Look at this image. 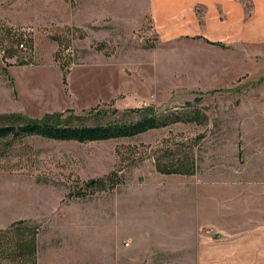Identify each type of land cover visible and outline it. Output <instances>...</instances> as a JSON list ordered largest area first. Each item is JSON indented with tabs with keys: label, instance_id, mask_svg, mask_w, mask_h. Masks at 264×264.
I'll use <instances>...</instances> for the list:
<instances>
[{
	"label": "rangeland",
	"instance_id": "374dc122",
	"mask_svg": "<svg viewBox=\"0 0 264 264\" xmlns=\"http://www.w3.org/2000/svg\"><path fill=\"white\" fill-rule=\"evenodd\" d=\"M158 41L142 0H0L1 114L181 119L132 138L0 143V230L39 229L35 258L0 264H264V143L247 145L264 127V61L249 52L254 69L214 85L208 51ZM186 156L193 175L156 168ZM113 171L114 189L97 184ZM206 188L213 222L201 220Z\"/></svg>",
	"mask_w": 264,
	"mask_h": 264
},
{
	"label": "crops",
	"instance_id": "0c3cea01",
	"mask_svg": "<svg viewBox=\"0 0 264 264\" xmlns=\"http://www.w3.org/2000/svg\"><path fill=\"white\" fill-rule=\"evenodd\" d=\"M142 2L144 19L146 17L150 19L153 30L158 35L156 48L175 44L178 47H192L196 53L208 51L209 74L214 85L232 86L240 76L254 69L246 63L248 58L245 54L249 52L264 61V0H142ZM203 39L215 45L208 44ZM216 44H223L227 48L222 49ZM245 96L247 95L243 97ZM256 100L264 106V84L263 93L257 94ZM236 114L238 116V113ZM262 114L264 117V111ZM256 134L255 142L249 141L247 144L249 148L244 144L243 149H256L255 155H258L264 143V127L257 128ZM242 153L240 150L239 157ZM251 154L254 156L253 152ZM228 185L235 190L232 194L233 201L244 196L243 189L246 187H243V181L229 182ZM209 192V188L199 191L200 215L202 221L213 222L214 214L207 212V200L211 197ZM223 216L235 221L239 218V213ZM234 223L230 224L239 227Z\"/></svg>",
	"mask_w": 264,
	"mask_h": 264
},
{
	"label": "trees",
	"instance_id": "16d2710c",
	"mask_svg": "<svg viewBox=\"0 0 264 264\" xmlns=\"http://www.w3.org/2000/svg\"><path fill=\"white\" fill-rule=\"evenodd\" d=\"M10 54V53H8ZM201 102V101H200ZM198 100V103H200ZM153 109V108H152ZM135 122H114L107 125L88 126L80 123L83 119L80 115L59 113L45 114L42 118H29L21 114L0 113V143L10 140H19L27 137H40L56 141H74L89 143L121 138H132L149 130L168 126L171 123L181 121L179 117L159 118L156 112L144 114ZM200 118L197 115L196 119ZM9 144V143H8ZM192 158L186 156L183 160L156 162L157 170L163 175H193L195 171ZM118 172H111L105 179L98 180L97 184H103V189H114L117 186ZM94 183H88L93 187ZM39 229L27 226L26 221L14 222L8 229L0 230V254L7 255L14 261H26L30 257L35 258L38 250ZM7 241V243L4 242Z\"/></svg>",
	"mask_w": 264,
	"mask_h": 264
},
{
	"label": "built area",
	"instance_id": "2783aa9c",
	"mask_svg": "<svg viewBox=\"0 0 264 264\" xmlns=\"http://www.w3.org/2000/svg\"><path fill=\"white\" fill-rule=\"evenodd\" d=\"M21 48H24V45L23 44H21Z\"/></svg>",
	"mask_w": 264,
	"mask_h": 264
},
{
	"label": "water",
	"instance_id": "95a60500",
	"mask_svg": "<svg viewBox=\"0 0 264 264\" xmlns=\"http://www.w3.org/2000/svg\"><path fill=\"white\" fill-rule=\"evenodd\" d=\"M95 182H96V181H94V180L92 181V183H95Z\"/></svg>",
	"mask_w": 264,
	"mask_h": 264
}]
</instances>
